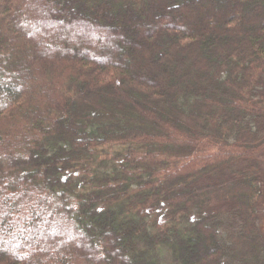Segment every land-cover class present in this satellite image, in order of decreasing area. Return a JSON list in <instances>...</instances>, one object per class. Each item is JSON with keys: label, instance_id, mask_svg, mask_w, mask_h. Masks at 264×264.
<instances>
[{"label": "trees", "instance_id": "16d2710c", "mask_svg": "<svg viewBox=\"0 0 264 264\" xmlns=\"http://www.w3.org/2000/svg\"><path fill=\"white\" fill-rule=\"evenodd\" d=\"M0 75V264H264V0H0Z\"/></svg>", "mask_w": 264, "mask_h": 264}, {"label": "rangeland", "instance_id": "374dc122", "mask_svg": "<svg viewBox=\"0 0 264 264\" xmlns=\"http://www.w3.org/2000/svg\"><path fill=\"white\" fill-rule=\"evenodd\" d=\"M213 2V1H212ZM211 2V3H212ZM228 2H230L231 3V0H228ZM212 5H213V3H212ZM257 17H258V15L257 14H255ZM255 16V17H256ZM156 27H155V29H159L160 28V26L159 25H155ZM182 26H184L185 27V25H183L182 24ZM27 29H25V30H29L30 29V27H26ZM32 29V28H31ZM24 30V31H25ZM37 30H39V29H37ZM33 31H35V29H33ZM95 39L94 38H92L91 39V41L93 42ZM83 48V47H82ZM86 50H87V48H85ZM74 50V49H73ZM90 51V50H89ZM91 52V51H90ZM92 54V56L95 58V56H96V54H95V52L93 53V52H91ZM1 77H4V75H0V78ZM151 79H155V77H150ZM261 165H262V170L264 171V162L263 163H261ZM30 173H34V172H32V171H29V172H27V171H24V172H22V176H24V178H25V181L26 182H28V183H33V179H35V176H34V174H30ZM32 176H34L33 178H32ZM32 178V179H31ZM259 224L261 225V228L264 230V203H263V205H262V208L260 209V211H259ZM201 247H202V253L203 252H205V247L201 244Z\"/></svg>", "mask_w": 264, "mask_h": 264}]
</instances>
